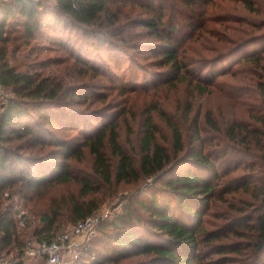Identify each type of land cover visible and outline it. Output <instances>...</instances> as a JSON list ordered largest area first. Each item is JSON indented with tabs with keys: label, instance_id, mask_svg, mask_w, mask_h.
<instances>
[{
	"label": "trees",
	"instance_id": "obj_1",
	"mask_svg": "<svg viewBox=\"0 0 264 264\" xmlns=\"http://www.w3.org/2000/svg\"><path fill=\"white\" fill-rule=\"evenodd\" d=\"M212 1L0 0V88L6 97L0 99V257L15 251L14 259L22 263L27 243L16 211L6 202L13 193L32 201L60 183L77 184L76 191L50 195L45 207L36 208L42 224L32 233L36 241H51L66 219L82 220L99 207L102 187L132 180L141 184L116 204L119 211L100 221L76 264H264V50L244 58L262 71L256 86L262 106L249 119L236 117L223 127L207 114L205 122L227 139L220 149H207L197 129L201 144L183 152L184 133L162 112L173 138V149H167L157 140L160 130L149 111L138 156L121 143L117 122L103 125L99 120L105 109L79 106L92 92L105 95L99 76L111 78V87L126 94L116 70H110L124 57L132 69L148 73L137 53H131L137 48L151 51L152 63L165 67L159 73L172 87L185 83L199 93L209 92L192 68L195 60L181 54L184 42L177 35ZM136 6L141 12L133 15ZM46 37V44H37ZM145 37L157 42L148 44ZM261 39L264 34L247 38L220 55ZM11 42L13 49L23 42L31 45L30 52L36 54L38 47L62 46L81 72L74 78L69 71L70 81L65 72H44L53 58L12 61ZM94 52L111 67L92 63ZM141 76L134 73V83ZM92 125L99 128L94 134ZM84 148L94 163L88 175L80 176L70 159H81ZM218 200L227 203V220L223 227L209 229L205 216Z\"/></svg>",
	"mask_w": 264,
	"mask_h": 264
},
{
	"label": "rangeland",
	"instance_id": "obj_2",
	"mask_svg": "<svg viewBox=\"0 0 264 264\" xmlns=\"http://www.w3.org/2000/svg\"><path fill=\"white\" fill-rule=\"evenodd\" d=\"M131 11L133 15L141 12L137 6L131 8ZM11 21L10 26L14 27L15 20L12 19ZM262 34H264V0H213L206 5V12L203 15L195 17L194 21L187 20L186 25L177 35L180 41L184 42L181 47V54L188 59L193 58L195 60V63L191 64L193 65L192 68H195L196 72H200L195 74H197V77H201L203 84L209 86V92L199 93L192 86H186L185 83L172 87L169 82L162 80L163 77L159 73L165 67H159L152 63L154 58L152 59L149 55L151 51L148 49L141 51L142 49L137 48L131 53H137L138 59L141 61L140 64L143 65L142 67L148 68L149 72L147 73L139 67L132 69V66L126 61L127 57H124L116 66L117 68L112 66L110 70H116L118 80L127 87L126 94H120L117 89L111 87V78L104 79L99 76V84L104 86L99 90L105 94V97L97 96L96 92H92L84 105L79 106L87 109V111L95 108L105 109L106 113L99 117V120L103 121V125L112 120L117 122L121 143L128 152L130 151L138 156L139 141L144 132L142 129L143 123L149 111L153 114L154 121L160 130L157 140L167 149H173V138L171 128L168 126L162 112H166L184 133L185 148L183 152L201 144L200 139L195 138L197 129L201 131L200 134L207 149H220L227 142V139L222 131L216 130L205 122L207 114L211 113L215 117L216 123L223 127L229 120L236 117L249 119V115L262 106L261 96L256 87L259 80L263 78L262 71L256 63H247L244 58L264 50V39L242 47L234 53L220 54L233 46H237L247 38ZM145 38H147L148 44L157 42L152 37ZM35 41H32V43ZM46 41L47 37L40 38L37 44H46ZM19 42H22V40ZM9 44L8 54L12 61L22 63L35 57L40 59L53 58L57 61L47 62L44 66V72H65L70 81L72 77L68 73L69 71L73 73L74 78H76V73L81 72L79 65H71L73 58H68L71 55L70 50H66L62 46H60V49L38 47V54H36L35 52L31 53V45L24 42L19 49H13L12 42ZM89 58L92 63L111 67L106 61L99 62L100 58L95 52ZM260 63L264 64V55ZM137 72H141L142 76L137 83H134L135 77H133V74H137ZM144 76L149 80H146ZM5 98L4 90L0 88V99L4 100ZM92 100L93 103L90 102ZM117 105L123 106L125 110L119 112ZM133 111L136 118L132 117ZM98 129V126L92 125L91 134H94ZM78 140H81V138ZM230 143L232 144V142ZM108 154L112 155L110 149H108ZM93 163V155L90 154L87 148H84L81 159L76 157L70 159L72 170L80 176L88 175L92 171ZM259 168L256 167L255 170ZM235 175L236 178L240 174ZM95 180L97 181L98 178H95ZM148 180L151 181L152 179L149 178ZM236 183L234 181L233 187H236ZM139 184L141 183L131 180L119 184L113 182L105 185L97 193L101 202L94 212L119 211L121 205L117 207L116 204L122 201L124 195L133 192V189ZM76 190L77 184L75 182L60 183L49 189L45 197L36 198L32 201L19 193H13L10 199H6V202L12 204L13 209L16 211L15 217L19 229L22 231L23 239L26 241L36 239L35 234L32 232L36 226L42 224L36 208L39 206L45 207L50 195H59ZM227 196H233V193H229ZM227 212V203L220 200L215 202L210 212L205 216L206 227L209 229L223 227L227 220L225 217ZM73 223L66 219L60 230ZM1 255L5 258H15L16 253L12 251ZM133 259L130 258L132 261ZM32 261L26 259L27 264H32Z\"/></svg>",
	"mask_w": 264,
	"mask_h": 264
},
{
	"label": "built area",
	"instance_id": "obj_3",
	"mask_svg": "<svg viewBox=\"0 0 264 264\" xmlns=\"http://www.w3.org/2000/svg\"><path fill=\"white\" fill-rule=\"evenodd\" d=\"M111 212H93L60 230L51 241L29 239L20 264H76L89 246V240L96 233L100 221ZM20 259L0 257V264H19Z\"/></svg>",
	"mask_w": 264,
	"mask_h": 264
},
{
	"label": "crops",
	"instance_id": "obj_4",
	"mask_svg": "<svg viewBox=\"0 0 264 264\" xmlns=\"http://www.w3.org/2000/svg\"><path fill=\"white\" fill-rule=\"evenodd\" d=\"M29 261H30V259H29ZM26 263H28V262H26Z\"/></svg>",
	"mask_w": 264,
	"mask_h": 264
}]
</instances>
